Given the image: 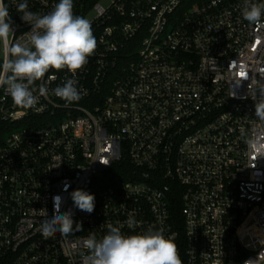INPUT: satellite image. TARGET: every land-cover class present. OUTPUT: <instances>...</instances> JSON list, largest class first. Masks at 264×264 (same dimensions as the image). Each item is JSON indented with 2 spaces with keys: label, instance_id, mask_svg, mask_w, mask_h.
Instances as JSON below:
<instances>
[{
  "label": "built area",
  "instance_id": "obj_1",
  "mask_svg": "<svg viewBox=\"0 0 264 264\" xmlns=\"http://www.w3.org/2000/svg\"><path fill=\"white\" fill-rule=\"evenodd\" d=\"M4 2L10 40L28 42L22 0ZM58 2L27 0L40 15ZM244 4L73 0L97 40L88 63L50 70L31 109L0 87V264H84L82 241L109 225L162 229L182 264H264V122L252 98L264 85V15L250 24ZM68 79L78 101L53 94ZM76 189L95 196L91 214L74 206ZM56 195L82 230L45 239Z\"/></svg>",
  "mask_w": 264,
  "mask_h": 264
},
{
  "label": "clouds",
  "instance_id": "obj_2",
  "mask_svg": "<svg viewBox=\"0 0 264 264\" xmlns=\"http://www.w3.org/2000/svg\"><path fill=\"white\" fill-rule=\"evenodd\" d=\"M73 0H59L48 14H37L28 8L27 0L17 5L23 22L31 25L29 40L26 43L10 40L13 30L12 16L4 0H0V44L3 45L4 60L0 64V87H6L16 106L34 108L39 96L47 97L48 89L42 81L50 70H64L76 73L87 63L97 47L91 23L88 19L75 15ZM264 15V3L245 0L243 18L250 24L260 23ZM259 97L257 98V91ZM255 116L264 122V85L253 89ZM53 94L67 102L81 99L75 82L68 79L63 86L53 90ZM58 167V166H57ZM65 184L64 190L67 191ZM74 206L84 213L91 214L95 208V196L82 189L71 194ZM54 213L51 219H44L40 232L45 239L59 233L68 236L82 230V223L75 222L71 211L61 212L63 198L53 197ZM131 222V221H129ZM108 234L100 239L92 233L82 241L88 250L84 264H182L178 249L171 237L163 230H148L143 234L125 236L120 229L108 226Z\"/></svg>",
  "mask_w": 264,
  "mask_h": 264
},
{
  "label": "trees",
  "instance_id": "obj_3",
  "mask_svg": "<svg viewBox=\"0 0 264 264\" xmlns=\"http://www.w3.org/2000/svg\"><path fill=\"white\" fill-rule=\"evenodd\" d=\"M7 128V125L0 123V143L3 141L4 138V130Z\"/></svg>",
  "mask_w": 264,
  "mask_h": 264
},
{
  "label": "rangeland",
  "instance_id": "obj_4",
  "mask_svg": "<svg viewBox=\"0 0 264 264\" xmlns=\"http://www.w3.org/2000/svg\"><path fill=\"white\" fill-rule=\"evenodd\" d=\"M105 2H106V1H105ZM105 2H104V4H105ZM6 136H7V133L4 134V137H6Z\"/></svg>",
  "mask_w": 264,
  "mask_h": 264
}]
</instances>
